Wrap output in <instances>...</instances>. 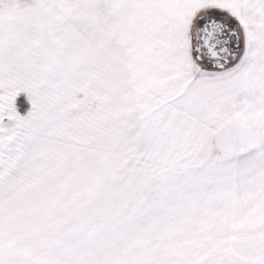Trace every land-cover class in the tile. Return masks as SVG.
Listing matches in <instances>:
<instances>
[{
	"label": "snow or ice",
	"instance_id": "obj_1",
	"mask_svg": "<svg viewBox=\"0 0 264 264\" xmlns=\"http://www.w3.org/2000/svg\"><path fill=\"white\" fill-rule=\"evenodd\" d=\"M0 264H264V0H0Z\"/></svg>",
	"mask_w": 264,
	"mask_h": 264
}]
</instances>
